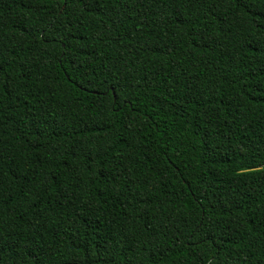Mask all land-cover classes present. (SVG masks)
<instances>
[{"label": "trees", "instance_id": "obj_1", "mask_svg": "<svg viewBox=\"0 0 264 264\" xmlns=\"http://www.w3.org/2000/svg\"><path fill=\"white\" fill-rule=\"evenodd\" d=\"M0 264H264V0H0Z\"/></svg>", "mask_w": 264, "mask_h": 264}, {"label": "snow or ice", "instance_id": "obj_2", "mask_svg": "<svg viewBox=\"0 0 264 264\" xmlns=\"http://www.w3.org/2000/svg\"><path fill=\"white\" fill-rule=\"evenodd\" d=\"M61 3H64V0H60Z\"/></svg>", "mask_w": 264, "mask_h": 264}]
</instances>
